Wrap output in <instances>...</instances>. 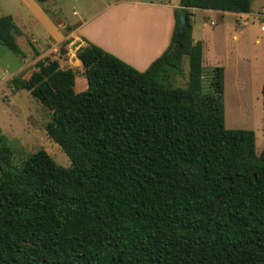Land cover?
I'll return each mask as SVG.
<instances>
[{
	"label": "trees",
	"instance_id": "trees-1",
	"mask_svg": "<svg viewBox=\"0 0 264 264\" xmlns=\"http://www.w3.org/2000/svg\"><path fill=\"white\" fill-rule=\"evenodd\" d=\"M252 1L180 0L169 47L143 71L87 41L82 91L58 59L35 62L31 95L71 165L40 148L12 170L0 128V264H264V147L254 130L226 127L224 68L206 92L192 37V8L248 13ZM21 34L0 17V43L25 56ZM262 95L264 106V84Z\"/></svg>",
	"mask_w": 264,
	"mask_h": 264
},
{
	"label": "rangeland",
	"instance_id": "rangeland-1",
	"mask_svg": "<svg viewBox=\"0 0 264 264\" xmlns=\"http://www.w3.org/2000/svg\"><path fill=\"white\" fill-rule=\"evenodd\" d=\"M51 2L58 6V13L51 6H46V11L58 24H62L64 20L70 23L77 20L78 15L74 13L75 11L87 13L103 4V0H51ZM252 11L256 14H251L250 25L239 41L242 48L250 51V53L247 51L250 54L247 58L249 60L241 61L237 65L238 72L245 77H242L238 84L228 85L225 90L224 75L223 94L226 127L254 130L256 151L261 154L264 147V106L261 86V77L264 76V32H261L260 26L264 23V0H253ZM257 12L260 13V17L257 16ZM5 15L13 16L21 29L22 34L18 37V43L25 54L18 56L0 43V128L15 152L11 169L14 171L19 169L22 163L40 148L48 151L58 164L69 167L71 163L67 154L46 132V124L51 120V114L31 95L29 86L36 70L35 62L50 57L58 59L62 68L74 69L77 73L76 90H85L87 77L77 56L82 45L71 36L60 40L50 33L46 35L44 26L32 21L34 17H31L30 9L22 0H0V17ZM234 31L224 29V39L230 44L237 43L232 37ZM70 32L65 26L64 33L68 35ZM223 36L220 35L219 39L222 40ZM256 38L261 41L257 43ZM203 67V86L208 92L212 67L208 65ZM188 72L189 58L184 56L182 73L172 77V83L186 86ZM234 73L235 70L232 74ZM16 76H20L22 83L26 84L25 87L17 90L14 88L12 80ZM246 92L250 93L242 103V96Z\"/></svg>",
	"mask_w": 264,
	"mask_h": 264
},
{
	"label": "crops",
	"instance_id": "crops-1",
	"mask_svg": "<svg viewBox=\"0 0 264 264\" xmlns=\"http://www.w3.org/2000/svg\"><path fill=\"white\" fill-rule=\"evenodd\" d=\"M22 1L32 13V21L44 26L46 35L50 33L60 40L71 36L82 46L87 41L93 42L141 71L169 47L177 24L176 9L180 7V0H103L93 11L83 14L75 11L77 20L58 24L46 11V6H51L58 13V6L51 0L45 5L37 0ZM191 13L193 40L203 44V66L224 68L225 90L228 85L241 82L245 75L238 72L237 65L249 60L250 51L242 48L239 41L250 25L251 14L256 12L251 7L248 13L203 8H192ZM257 16H261L259 12ZM65 26L71 31L68 35L64 33ZM225 28L235 30L232 37L237 43L230 44L224 39ZM260 30L264 32L262 24ZM220 35H224L222 40ZM260 41L256 38L257 43ZM263 84L264 76L262 88ZM249 93L242 96V103Z\"/></svg>",
	"mask_w": 264,
	"mask_h": 264
},
{
	"label": "water",
	"instance_id": "water-1",
	"mask_svg": "<svg viewBox=\"0 0 264 264\" xmlns=\"http://www.w3.org/2000/svg\"><path fill=\"white\" fill-rule=\"evenodd\" d=\"M188 27V18L185 10H181L178 15V31H185Z\"/></svg>",
	"mask_w": 264,
	"mask_h": 264
},
{
	"label": "built area",
	"instance_id": "built-area-1",
	"mask_svg": "<svg viewBox=\"0 0 264 264\" xmlns=\"http://www.w3.org/2000/svg\"><path fill=\"white\" fill-rule=\"evenodd\" d=\"M262 30H264V24H262Z\"/></svg>",
	"mask_w": 264,
	"mask_h": 264
}]
</instances>
